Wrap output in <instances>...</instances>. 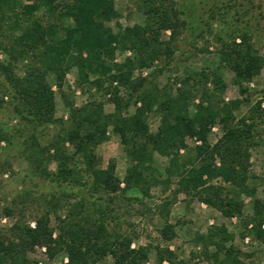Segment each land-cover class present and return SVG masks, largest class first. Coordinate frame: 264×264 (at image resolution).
<instances>
[{"label": "trees", "instance_id": "16d2710c", "mask_svg": "<svg viewBox=\"0 0 264 264\" xmlns=\"http://www.w3.org/2000/svg\"><path fill=\"white\" fill-rule=\"evenodd\" d=\"M143 7L144 27L117 31L111 26L118 16L114 0H0V48L9 45L15 61L31 62L22 76L15 67L0 63V75L5 79L0 110L4 108V97L10 95L15 102L14 112L22 120L36 126L53 125L56 105L48 74L56 77L60 87L72 68L82 77L109 75L112 83L126 89L127 97L115 91L112 103L116 113L111 115H104L100 106L94 105L73 112V129L66 139L86 158L93 194L112 195L134 188L146 193L151 180L145 176L143 165L152 158V153L176 156L186 148L187 137H196L201 145L194 149L188 165L172 170L179 178L177 192L197 198L224 218H232L243 214L244 203L233 191L230 193L214 182L220 180L240 189L254 199V216L245 226L253 223L251 232L264 239V203L255 197L256 189L250 186L254 178L251 150L258 145V128L253 117L235 125L232 111L235 103L222 99L226 89L222 69L233 73L235 84L245 95L248 90L244 85L264 69V56L245 32L223 42L218 63L212 68L191 71L180 81L181 88L175 94L167 87L164 90L155 84L148 87V79L135 78L134 72L150 68L162 57L172 60L181 30L188 22L174 0H143ZM167 31L168 41H160L162 32ZM129 50L133 51V58H127L124 64L114 63L117 52ZM197 99L199 104L195 105ZM139 103L141 107L126 114L132 104ZM263 104L264 99L257 104L261 120H264ZM154 110L162 114L156 133L151 132L148 122ZM218 123L223 126L224 136L211 145L209 134ZM109 125L114 126L132 162L125 177V189L120 188L115 164L106 169L96 166L93 149L106 140ZM0 142L12 144L3 131ZM176 160H172L173 165ZM63 164L58 169L60 183L68 182L74 174ZM168 206L169 203L163 205L162 215L169 216ZM84 210L87 212L79 204L71 209L70 216L76 213L80 218L66 223L57 238L48 215L36 218L34 226L18 222L7 233H0V264H32L29 254L37 247H46L50 256L63 250L67 264H98L107 257L113 259V264L148 263L149 248H133L131 236L109 232L105 213L92 219L89 211L83 216ZM5 214L12 216V209H6ZM174 228L166 220L162 237L172 240ZM231 240L233 236L225 226L212 227L206 236L208 246L216 248L213 258L223 253L227 264H242L237 253L226 248ZM176 259L173 251L158 249L159 264L165 261L176 264Z\"/></svg>", "mask_w": 264, "mask_h": 264}, {"label": "rangeland", "instance_id": "374dc122", "mask_svg": "<svg viewBox=\"0 0 264 264\" xmlns=\"http://www.w3.org/2000/svg\"><path fill=\"white\" fill-rule=\"evenodd\" d=\"M174 1L185 13L183 18L188 23L181 30L172 60L162 57L150 68L134 72L135 78L148 79V87L154 84L160 90L167 87L175 94L181 88L180 81L191 71L212 68L218 63L223 42H229L245 32L252 37L255 48L264 56V0ZM114 2L118 16L111 23L113 28L119 31L144 27L146 16L143 0ZM169 35V31L162 32L160 41H168ZM4 46L6 48H0V63L15 67L18 75H24L31 62L15 61L11 57L10 46ZM133 57L132 50L124 53L119 51L114 63L124 64L127 58ZM222 73L226 83L222 99L225 103H235L232 105L235 117L233 123L241 124L248 117H253L258 128V145L251 150V172L254 178L250 186L256 189L255 197L264 203V120L260 119L261 111L257 106L264 99V69L252 82L244 85L248 90L245 95L240 93L231 71L222 69ZM47 80L55 95V124L36 126L22 120L14 112L15 102L10 95L4 97V108L0 110V134L3 131L12 141V144L0 142V233H7L18 222L34 226L36 218L48 215L57 238L66 223L80 218L76 213L70 216L71 209L79 204L87 209L83 216L89 211L92 219H97L102 216L101 213H105L109 232L131 236L133 248H149L147 264H159L158 249L173 251L177 257L176 264H227L223 253L212 257L216 248L208 246L206 242V236L214 226H225L233 236L226 248L233 249L242 264H264V239L251 232L253 223H249L247 228L245 226L254 216L253 198L220 180L215 181V185H222L230 193L233 191L232 194L244 203L241 216L224 218L220 212L197 198L177 192L179 178L172 170L176 171L177 166L188 165L194 149L201 145L196 137H187L186 148L181 149L176 156L175 153H152V158L143 165L145 176L151 180L146 193L134 188L112 195L93 194L89 187L91 176L86 158L78 154L74 145L66 140L73 129L71 115L91 105L100 106L104 115L114 114L113 94L118 90L121 97H127V91L118 83H112L109 75L82 77L76 68L68 72L61 87L53 74H48ZM4 84L5 79L0 75V99ZM209 88L213 89V86L209 85ZM197 104L199 99L195 101ZM136 107H141V104H132L125 110L126 114H132ZM161 115L157 110L149 114L152 133L157 132ZM223 136V126L218 123L212 127L209 142L215 145ZM93 153L98 168L106 169L109 164H115L120 188L125 189V177L132 162L114 126H108L106 140L95 147ZM174 158L177 159L175 165L172 163ZM62 164L74 173L64 183H60L57 178ZM167 203L169 216L161 212ZM6 209H12V216L5 214ZM166 220L175 227V236L170 241L161 235ZM29 260L32 264L68 262L63 250L50 256L46 247H37L29 254ZM98 264H113V259L107 257Z\"/></svg>", "mask_w": 264, "mask_h": 264}]
</instances>
